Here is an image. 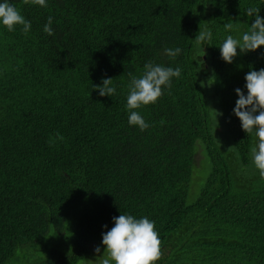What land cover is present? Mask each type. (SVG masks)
Returning <instances> with one entry per match:
<instances>
[{
  "label": "trees",
  "instance_id": "trees-1",
  "mask_svg": "<svg viewBox=\"0 0 264 264\" xmlns=\"http://www.w3.org/2000/svg\"><path fill=\"white\" fill-rule=\"evenodd\" d=\"M9 2L31 29L0 24V264L51 238L59 246L46 243L35 264H76L121 214L155 222L156 264H264V178L254 135L233 112L235 89L246 95L245 75L264 68V46L237 49L231 64L219 49L254 22L246 9L264 18V0ZM228 22L238 30L225 31ZM199 25L212 39L197 48ZM148 61L181 75L136 110L149 124L141 131L126 98L129 73ZM103 78H113L112 97L93 88ZM198 150L210 164L199 185Z\"/></svg>",
  "mask_w": 264,
  "mask_h": 264
},
{
  "label": "clouds",
  "instance_id": "clouds-1",
  "mask_svg": "<svg viewBox=\"0 0 264 264\" xmlns=\"http://www.w3.org/2000/svg\"><path fill=\"white\" fill-rule=\"evenodd\" d=\"M24 2L28 3L29 0H24ZM31 3L47 7L46 0H31ZM245 12L249 17L254 16V22L251 23L248 30L240 38L227 35L219 46L221 58L226 63L233 62L238 55L237 49L241 54H246L264 46V18L260 16V8L250 7ZM52 21L53 18L49 16L43 28V31L49 36L54 35L51 27ZM0 24L5 26L8 31H14L15 26L21 25L25 34L31 29V22L9 0L0 2ZM224 29L227 32L238 30L233 22L225 23ZM211 39V30L207 27L201 28L199 25V31L194 39L197 48L206 42L210 43ZM181 51L179 47L165 48L164 55L174 59ZM180 75L179 67L172 68L156 64L153 61H148L144 65L143 73L139 77L129 73L130 82L126 98L129 125L138 126L141 131L146 130L149 124L136 110L141 106L155 103L163 95L164 87H171L172 78H179ZM244 79L247 94L245 95L240 88L235 89L238 99L233 112L239 118L242 130L247 134L254 135L250 157L253 166L259 171L260 177L264 178V68L258 71L250 70ZM93 88L102 97H112L116 93L113 78H103L101 85H93ZM57 136L63 139L59 133ZM112 220L114 226L101 234L104 246L103 254L100 255L101 248L97 246L95 248L97 256L92 264H156L161 259L162 241L155 229L154 221L148 217L136 218L131 214L114 216ZM103 227L107 228V225Z\"/></svg>",
  "mask_w": 264,
  "mask_h": 264
},
{
  "label": "rangeland",
  "instance_id": "rangeland-1",
  "mask_svg": "<svg viewBox=\"0 0 264 264\" xmlns=\"http://www.w3.org/2000/svg\"><path fill=\"white\" fill-rule=\"evenodd\" d=\"M217 132L222 131L221 127L216 125ZM253 146V145H252ZM251 146V147H252ZM203 155L199 152V150L195 154V170L193 172L194 176L198 179V185L203 183L204 177L207 174L209 170L208 161L205 159L202 162ZM197 174V175H196ZM197 193V188L193 194H188V199L193 198ZM62 243L64 242L65 238H59ZM45 241H48L46 243H49V247H58L55 238L51 239H45ZM46 243H43L42 245H36L32 247L31 245H26L23 247L18 248L15 253H13L12 257L8 261L5 262V264H35L37 263L41 258H45L48 255V250L46 249ZM99 246L101 248L100 255L103 254L104 246L102 245V241L95 243L91 246L90 250L88 251L85 258L80 259L77 261L76 264H92V261L96 259L97 254L95 253V248Z\"/></svg>",
  "mask_w": 264,
  "mask_h": 264
}]
</instances>
